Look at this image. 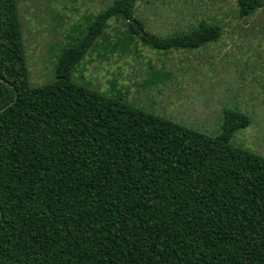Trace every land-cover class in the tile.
Masks as SVG:
<instances>
[{"label": "trees", "instance_id": "1", "mask_svg": "<svg viewBox=\"0 0 264 264\" xmlns=\"http://www.w3.org/2000/svg\"><path fill=\"white\" fill-rule=\"evenodd\" d=\"M112 0L29 83L17 0H0V264H264V158L231 145L250 120L225 111L209 137L73 79L111 19L153 50H196L221 27L158 37ZM264 0H237L248 18Z\"/></svg>", "mask_w": 264, "mask_h": 264}, {"label": "rangeland", "instance_id": "2", "mask_svg": "<svg viewBox=\"0 0 264 264\" xmlns=\"http://www.w3.org/2000/svg\"><path fill=\"white\" fill-rule=\"evenodd\" d=\"M112 0H17L29 83L56 78L62 51L82 38L88 18ZM237 0H137L134 17L146 32L170 37L199 25L220 26L218 41L196 50L164 52L111 19L74 69L81 85L209 137L222 133L225 111L250 124L231 145L264 158V10L237 16Z\"/></svg>", "mask_w": 264, "mask_h": 264}, {"label": "water", "instance_id": "3", "mask_svg": "<svg viewBox=\"0 0 264 264\" xmlns=\"http://www.w3.org/2000/svg\"><path fill=\"white\" fill-rule=\"evenodd\" d=\"M13 104V102L9 103L5 108L0 109V113L3 112L6 108L10 107Z\"/></svg>", "mask_w": 264, "mask_h": 264}]
</instances>
